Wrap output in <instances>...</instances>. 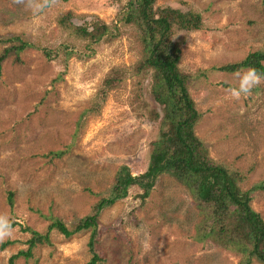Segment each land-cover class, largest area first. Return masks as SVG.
Instances as JSON below:
<instances>
[{"label":"rangeland","instance_id":"374dc122","mask_svg":"<svg viewBox=\"0 0 264 264\" xmlns=\"http://www.w3.org/2000/svg\"><path fill=\"white\" fill-rule=\"evenodd\" d=\"M156 6L202 17L200 29L173 39L200 114L194 135L208 162L240 174L243 191L263 187L264 81L236 100L227 89L247 68L219 69L264 51V0H156ZM127 7L128 0H0V39L33 45L0 66V215L15 224L0 240V264L26 250L31 233L21 228L44 234L49 218L71 228L111 195L123 167L144 174L162 138L172 139L150 90V71L136 73L142 50L136 30L121 22ZM66 14L79 27L99 21L118 33L91 44L64 31L59 20ZM115 69L126 74L106 89ZM144 181L152 184L146 197L134 185L99 211V264H239L241 255L203 235L200 210L181 183L160 173ZM249 205L264 224V190L251 192ZM89 235L51 231L48 243L15 264H86Z\"/></svg>","mask_w":264,"mask_h":264},{"label":"trees","instance_id":"16d2710c","mask_svg":"<svg viewBox=\"0 0 264 264\" xmlns=\"http://www.w3.org/2000/svg\"><path fill=\"white\" fill-rule=\"evenodd\" d=\"M70 18L71 15L66 14L59 20L64 31L91 44L110 41L118 33L117 29L103 22H93L89 25L90 28L79 27L71 23ZM121 22L132 26L137 32L142 58L136 63V73L150 71V90L154 100L163 107V122H169L172 139L167 136L165 140L162 138V146L154 149L151 155L153 165L144 174L132 176L123 167L116 176L111 195L102 198L95 205L92 215L79 219L71 228L54 218H49L50 223L44 234L27 227L21 228L23 232H30L31 237L27 240L26 250H19L12 255L8 264H15L22 256L29 258L34 247L49 242L51 231H56L65 238L89 231L87 247L91 257L86 264H99L102 259L95 251L99 211L125 198L128 189L134 185L141 187L142 197H146L152 184L144 179H153L157 173L170 175L191 193L202 215L200 222L207 232L203 234L205 237L209 236L217 246L241 255L239 264H250L253 260L264 264V224L259 214L249 205L250 193L259 188L264 190V186H253L243 191L240 188L242 176L221 165L209 163L207 151L194 135L193 127L200 114L188 92L189 77L179 71L180 48L173 37L179 31L200 29L201 15L171 7H159L156 6V0H128L127 11L121 17ZM1 44L4 49L0 54V66L10 55H14L18 61V54L22 50L33 48V45L19 37L0 39ZM263 62L264 51H256L238 63L221 67L219 71L255 68L264 74ZM125 74L115 69L105 79L104 87H115ZM7 200L12 206L11 192ZM14 225L11 223V227ZM10 243L5 242L3 247Z\"/></svg>","mask_w":264,"mask_h":264},{"label":"clouds","instance_id":"9594fccd","mask_svg":"<svg viewBox=\"0 0 264 264\" xmlns=\"http://www.w3.org/2000/svg\"><path fill=\"white\" fill-rule=\"evenodd\" d=\"M38 8L44 5H38ZM235 85L229 86L227 91L231 97L239 100L242 97L251 95L254 87L264 81V74L259 73L255 68H248L245 71L237 72ZM13 229L7 215H0V240L12 234Z\"/></svg>","mask_w":264,"mask_h":264}]
</instances>
